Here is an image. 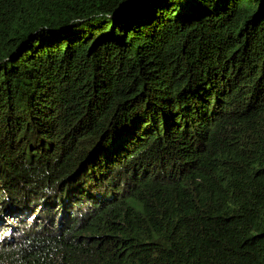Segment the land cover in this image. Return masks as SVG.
<instances>
[{
  "label": "trees",
  "instance_id": "trees-1",
  "mask_svg": "<svg viewBox=\"0 0 264 264\" xmlns=\"http://www.w3.org/2000/svg\"><path fill=\"white\" fill-rule=\"evenodd\" d=\"M0 264H264V0H0Z\"/></svg>",
  "mask_w": 264,
  "mask_h": 264
}]
</instances>
